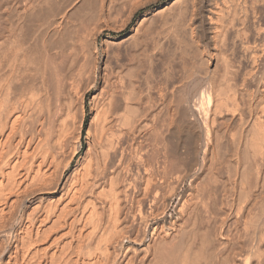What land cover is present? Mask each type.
Instances as JSON below:
<instances>
[{
  "label": "bare ground",
  "instance_id": "6f19581e",
  "mask_svg": "<svg viewBox=\"0 0 264 264\" xmlns=\"http://www.w3.org/2000/svg\"><path fill=\"white\" fill-rule=\"evenodd\" d=\"M0 264H264V0H0Z\"/></svg>",
  "mask_w": 264,
  "mask_h": 264
},
{
  "label": "rangeland",
  "instance_id": "374dc122",
  "mask_svg": "<svg viewBox=\"0 0 264 264\" xmlns=\"http://www.w3.org/2000/svg\"><path fill=\"white\" fill-rule=\"evenodd\" d=\"M130 28H131V26H129L125 31H123V32H121V33H116V32H114V31H111V30H105L104 31V33L100 36V38H99V46H100V44H101V42H102V40L109 34V35H111V36H113V37H118V36H121V35H124V34H126L129 30H130ZM101 47V46H100ZM109 49V51H110V48H108ZM92 93L93 92H91V93H88V95H87V99H86V110H87V115H86V124H85V128H87V126H88V124H89V121H90V119H91V116H92V113H91V106H90V98H91V96H92ZM90 108V109H89ZM83 142L85 143V140H83ZM204 185V187L206 188V187H208V189H210V187L209 186H207L206 184H203ZM206 185V186H205ZM208 185H211V189H212V187H213V185L212 184H208ZM212 196V195H211ZM175 201H173V203L170 205V207H169V210H168V215H170V214H172V215H174L175 213H174V211L176 210V206L178 205V202H179V200L178 201H176L177 199L175 198L174 199ZM211 201H212V198L210 199ZM176 203V204H175ZM171 209V210H170ZM173 210V211H172ZM176 212V211H175ZM232 214H234V213H232ZM231 214V215H232ZM230 214L228 215V218H227V222L229 221L230 222V220L231 219H234V218H232V217H234L233 215L231 216ZM230 217V218H229ZM232 221L233 220H231V222L229 223L228 222V224H232Z\"/></svg>",
  "mask_w": 264,
  "mask_h": 264
}]
</instances>
